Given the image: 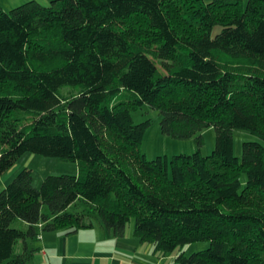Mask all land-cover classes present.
<instances>
[{
  "label": "trees",
  "instance_id": "16d2710c",
  "mask_svg": "<svg viewBox=\"0 0 264 264\" xmlns=\"http://www.w3.org/2000/svg\"><path fill=\"white\" fill-rule=\"evenodd\" d=\"M196 151L147 160L150 120ZM215 145L202 156V134ZM235 131L244 141L234 155ZM25 154L78 166L0 191V264L99 220L174 264H264V0H51L0 9V177ZM242 177L244 180H242ZM77 202L80 210L69 212ZM21 242V250L14 251ZM206 242L186 256L183 248Z\"/></svg>",
  "mask_w": 264,
  "mask_h": 264
},
{
  "label": "crops",
  "instance_id": "0c3cea01",
  "mask_svg": "<svg viewBox=\"0 0 264 264\" xmlns=\"http://www.w3.org/2000/svg\"><path fill=\"white\" fill-rule=\"evenodd\" d=\"M16 1L24 3L30 0ZM211 1L213 0H204L206 3ZM4 3L7 2L0 0L1 7L5 5ZM26 167L28 168V164H20L18 160L0 177V191ZM31 246L37 249L31 264H161L163 262L162 258H156L152 254L151 245L141 243L133 236V226L126 229L124 235L120 237L96 219L93 220L91 227L72 234L61 231L44 232L37 241L31 243Z\"/></svg>",
  "mask_w": 264,
  "mask_h": 264
},
{
  "label": "rangeland",
  "instance_id": "374dc122",
  "mask_svg": "<svg viewBox=\"0 0 264 264\" xmlns=\"http://www.w3.org/2000/svg\"><path fill=\"white\" fill-rule=\"evenodd\" d=\"M7 3H4L0 9L3 11H9L12 8H15L23 2L20 3L16 0H4ZM31 1V0H30ZM34 1V0H33ZM41 4H49L51 0H40ZM43 1V2H42ZM28 2V1H26ZM38 2V1H36ZM247 0H243V3L246 4ZM25 3V1H24ZM39 3V2H38ZM132 119L135 124L141 123L145 120H150L151 126L145 134L144 140L141 143L140 151L144 154L147 160H153L158 156L166 157L170 160L174 155L185 154L190 155L196 151L194 141L189 140H176L168 136L162 135L160 132V116L157 111L143 106L141 109L136 111H131ZM203 143L200 149L202 156H207L211 154L215 145V133L212 128L207 129L203 134ZM244 141H257L256 138L251 136L247 132L235 131L233 135V144H234V155L239 157L241 154V144ZM19 163L26 165L32 170L33 185L38 187L42 179L47 175H60V174H70L75 175L78 173V166L72 162H63L54 158H47L40 155L25 154L19 159ZM242 180L244 178L242 177ZM83 205L79 202L72 205L68 211L75 212L80 210ZM134 227V220L130 219L127 229ZM20 241L15 244L14 251L17 253L21 250ZM33 243V242H31ZM30 243V244H31ZM206 242H197L191 245H188L183 248V252L186 256L190 255L193 252L204 250L207 247ZM176 252H174L169 257L163 259L161 264H174V257Z\"/></svg>",
  "mask_w": 264,
  "mask_h": 264
},
{
  "label": "built area",
  "instance_id": "2783aa9c",
  "mask_svg": "<svg viewBox=\"0 0 264 264\" xmlns=\"http://www.w3.org/2000/svg\"><path fill=\"white\" fill-rule=\"evenodd\" d=\"M41 264H47V263H41Z\"/></svg>",
  "mask_w": 264,
  "mask_h": 264
}]
</instances>
